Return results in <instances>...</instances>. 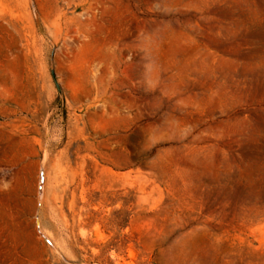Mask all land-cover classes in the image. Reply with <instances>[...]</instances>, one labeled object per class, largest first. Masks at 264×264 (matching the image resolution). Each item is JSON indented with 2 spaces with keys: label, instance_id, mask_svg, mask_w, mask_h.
Here are the masks:
<instances>
[{
  "label": "rangeland",
  "instance_id": "1",
  "mask_svg": "<svg viewBox=\"0 0 264 264\" xmlns=\"http://www.w3.org/2000/svg\"><path fill=\"white\" fill-rule=\"evenodd\" d=\"M0 264H264V0H0Z\"/></svg>",
  "mask_w": 264,
  "mask_h": 264
}]
</instances>
